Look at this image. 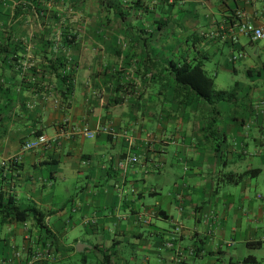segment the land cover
<instances>
[{"label": "crops", "instance_id": "crops-1", "mask_svg": "<svg viewBox=\"0 0 264 264\" xmlns=\"http://www.w3.org/2000/svg\"><path fill=\"white\" fill-rule=\"evenodd\" d=\"M110 1L116 22L85 28L69 48L0 19V163L37 133L52 140L18 167L0 166V192L44 215L42 229L31 214L0 217V264H25L36 248L41 264H104L101 253L111 264H174L164 243L175 225L182 264H264V196L254 183L264 176V41L232 44L227 32L237 14L264 30V0ZM192 43L216 91L231 88L217 86L218 70L232 73L235 100L209 104L162 71L190 60L180 53ZM236 52L251 62L237 67ZM127 153L139 161L121 169Z\"/></svg>", "mask_w": 264, "mask_h": 264}, {"label": "rangeland", "instance_id": "rangeland-1", "mask_svg": "<svg viewBox=\"0 0 264 264\" xmlns=\"http://www.w3.org/2000/svg\"><path fill=\"white\" fill-rule=\"evenodd\" d=\"M0 3L1 17L5 25L16 24L23 28H30L31 31L27 34L29 39L57 41L64 39L65 35L68 37V39H64L67 48L74 46L75 43L83 38L82 35L85 34V28L87 29V27L91 25L100 26L110 22H116L115 20H111L109 16V13H113V11H110V0H1ZM127 6H131V8L135 9L132 4ZM118 13L124 14L122 11H118ZM161 17L170 19L169 16L166 15ZM150 33L151 32L143 33L141 31H136L134 34L145 36L143 38L149 39L147 36H149ZM129 46L130 45H127V47ZM120 47L127 50L125 49L127 47H124L122 44ZM130 48V50H134L133 48L136 47ZM136 50L138 51V49ZM143 50L148 53L149 48L146 47L143 48ZM182 50H187L190 58L197 57L196 51H194L191 45H189L188 48L183 47ZM227 52L228 49L225 47L221 51L214 53L213 60L209 63V67L215 70L219 64L224 62ZM237 54L236 52L235 56H237ZM249 61L250 60L247 58L245 60L244 58L238 59L236 66L240 67V65L243 63L247 64ZM218 73L220 76L216 81L217 86L227 89L231 86L229 91L234 93L233 99L235 100L236 91L234 89L235 87L232 86V82H234L231 80L233 76L232 73L230 74L228 71L225 72L222 70H218ZM234 80L240 82L243 81V77L239 74ZM233 99L226 102L230 103ZM236 109L238 111L239 108ZM247 133H250V131L247 130ZM69 183L70 182L67 184ZM254 183L258 185L259 191L257 194L264 196V191H261V189H264V176H259L258 180L254 181ZM238 249L244 254L249 252L243 245H239ZM260 253L261 252H257V254Z\"/></svg>", "mask_w": 264, "mask_h": 264}, {"label": "trees", "instance_id": "trees-1", "mask_svg": "<svg viewBox=\"0 0 264 264\" xmlns=\"http://www.w3.org/2000/svg\"><path fill=\"white\" fill-rule=\"evenodd\" d=\"M235 17V15L233 17H230V19L228 20L227 27L234 24ZM121 18L123 17L121 16ZM0 19L2 25L5 26V23L3 22L1 17V11ZM165 20L166 19H163L162 21ZM7 29H9V27ZM5 34L6 39H10V31ZM191 36L193 37V39L196 38L194 35ZM64 37V39H68L67 36L64 35ZM18 39L20 38L18 37ZM64 39H62V41H64ZM191 47L194 49V51H196L197 57L190 58V60L184 58L183 60H177L176 62L170 61L166 67L162 65V71H166L168 72V75L173 76L174 82L177 86L176 89H179L180 91L188 90L189 92L193 93L197 98L202 99L209 104H215L220 101H229L233 97V93L231 91H216L214 89L213 80L207 77L201 62L199 61L201 57L199 51L197 50V46H195V43H192ZM185 54L189 56L187 50H181L180 55L184 57ZM65 65L66 64L62 62L59 66H63L62 75L63 79L66 80L70 77L71 66H69V68L67 69ZM38 134L39 133H37V135ZM0 166L2 168L8 169L14 167L13 165L2 166L1 163ZM5 197L6 196L2 192H0V217L3 223L12 221L23 222L28 217V215L31 214L35 226L39 229L43 228L42 224L44 215L40 211H38L34 207H29L27 209L20 210L14 204V200L12 197ZM101 255L104 264H111L110 258L108 256L104 255L103 253H101Z\"/></svg>", "mask_w": 264, "mask_h": 264}, {"label": "built area", "instance_id": "built-area-1", "mask_svg": "<svg viewBox=\"0 0 264 264\" xmlns=\"http://www.w3.org/2000/svg\"><path fill=\"white\" fill-rule=\"evenodd\" d=\"M234 20H235L234 24L227 28L228 36L232 44H237L238 42L237 40L239 36L248 38L249 41L252 43L264 41V30H262L261 28H257L251 25L250 23L242 20L238 14L236 15ZM216 34L217 36H220L219 33H216ZM216 34H213V35H216ZM243 57H244V54L239 52L237 56H235V54L233 55L232 60L233 61L238 60ZM106 131L107 129L103 130V132H106ZM67 134L68 136L75 135V130L71 128L68 130ZM82 134L88 138L94 137V134L87 130H83ZM51 143H52V140L48 139L46 136L37 135L33 137L31 140L22 143L19 149V152L8 159L1 161V165L2 166L13 165L14 167H17L20 164L24 153L34 151L44 145L45 146L51 145ZM138 161L139 159L137 156L131 153H127L122 157L118 165L121 169H126L130 166L136 165ZM116 191L118 192L119 196H121L122 194L126 192L123 189L122 183H119L116 185ZM181 231H182V226L175 225L173 229V234H175L176 236H173V238H171L170 240H167L164 243V246L166 249H171L174 251V264H182V261L185 258L184 257L185 255L183 253L184 251L176 243L177 238L179 237V234L181 233ZM189 254H193V251L190 250ZM44 259H45V254L43 253V251L36 248V249L31 250V253L29 257L27 258L25 264H41V262ZM1 264H10V263L3 262Z\"/></svg>", "mask_w": 264, "mask_h": 264}]
</instances>
